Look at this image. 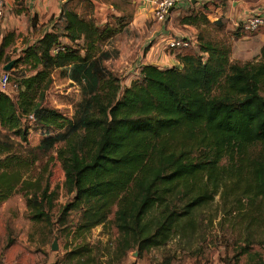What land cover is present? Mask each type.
Masks as SVG:
<instances>
[{
  "label": "trees",
  "instance_id": "obj_1",
  "mask_svg": "<svg viewBox=\"0 0 264 264\" xmlns=\"http://www.w3.org/2000/svg\"><path fill=\"white\" fill-rule=\"evenodd\" d=\"M75 1L88 10L78 11ZM94 8L91 0H69L58 18L41 26L36 17L31 21L39 36L26 42L13 67L26 70L12 79L17 89L0 92V204L20 190L31 220L54 223L57 191L45 183V171L29 175L37 156L24 145V124L34 120L45 131L66 129L46 142H64L58 155L72 199L56 222L83 238L68 253L70 261L93 262L87 235L106 225L115 207L122 257L197 233V214L220 196L221 222L239 228V250L228 261L237 263L264 243V45L259 60H233L231 45L211 34L206 4L181 19L199 27L198 47L179 55L181 66L145 64L124 86L103 65L104 44L123 30L122 18L101 30L91 18ZM16 37H4L0 61ZM70 66L89 94L77 120L45 105L53 71ZM74 212L79 216L72 222ZM253 257L264 264L261 254Z\"/></svg>",
  "mask_w": 264,
  "mask_h": 264
},
{
  "label": "rangeland",
  "instance_id": "obj_2",
  "mask_svg": "<svg viewBox=\"0 0 264 264\" xmlns=\"http://www.w3.org/2000/svg\"><path fill=\"white\" fill-rule=\"evenodd\" d=\"M26 1L23 0L22 3ZM106 1L119 2L121 7L127 9V12L120 22L123 30L104 44L107 54L103 53L105 57L103 65L106 69L119 74L122 84L128 86L129 77L132 76L133 59L137 55L141 57L147 50V44L144 45L141 41L149 35L148 31L144 29L145 25L150 26L151 23L147 21L143 23L142 27H140V23L139 27L135 24L131 25V22L136 18L133 6L139 5V0H137L138 3H132V0ZM211 2L208 4L203 0V3L209 7H215ZM77 3L75 1L74 6ZM255 7L263 8L264 11V0H257ZM77 8L88 10L89 6L86 3H78ZM91 18L93 19L92 16ZM111 23L117 25L114 18L111 19ZM261 32L264 33V25L257 34ZM211 34L216 40L223 41L228 45L232 43L231 33H226L224 28L221 33L211 31ZM38 36L39 33L33 29L17 34L15 43L6 48L4 62L8 58L17 59L22 54L26 42H33ZM127 37H135L138 42H141L139 46L129 47L130 56L126 53L123 45ZM245 44L248 45V43ZM258 48L259 44H255L250 60L258 58L256 56ZM24 70H26V66L22 64L12 69L13 74H16L17 77L23 74ZM72 72V66L53 71V83L47 91L45 105L57 108L70 119L77 120L84 109L89 94L85 84L72 78ZM31 73L26 71V74ZM24 126L28 135V142H24V145L35 148L34 153L37 156L29 175L36 177L45 171V183L47 182L51 189H55L58 193L51 211L54 223L45 224L31 220L26 199L20 190L0 204V264H77L75 260L68 259V253L83 238L76 237L74 228L71 234L62 231L61 225L56 222L62 207L72 199L71 193L64 188L65 170L63 161L58 155V150L64 142L58 140L53 147H50L46 142L48 138L54 137L66 129L60 130L53 127L49 131H45L34 120H28ZM14 138L16 141L21 140L19 136H14ZM116 210L117 207L114 208L106 225L94 228L87 235V241L95 246L94 260L91 264H228V261L239 250L237 239L239 231L235 232L239 228L234 227L229 219L221 222L223 216L220 196L216 197L213 204L200 210L197 214L200 222L197 233L176 237L170 240L167 245L154 247L144 252H139L137 248L132 249L122 257L117 250L121 234L115 223ZM78 216V213L74 212L71 216L72 222L77 221ZM56 239L59 248L53 250L52 245Z\"/></svg>",
  "mask_w": 264,
  "mask_h": 264
},
{
  "label": "crops",
  "instance_id": "obj_3",
  "mask_svg": "<svg viewBox=\"0 0 264 264\" xmlns=\"http://www.w3.org/2000/svg\"><path fill=\"white\" fill-rule=\"evenodd\" d=\"M69 0H27L24 5H21L18 0H6V13L5 18L0 23V47L3 43L4 37L15 32L19 34L21 32H27L32 30L31 21L36 17L38 19L39 26L49 22L54 17H59L62 12L63 6ZM94 4V13L92 14L98 28L104 30L111 19L114 16L124 18L126 16L127 9L121 7L119 2L106 0H91ZM159 0H139V5L133 6L135 9L136 18L131 22V25H137L142 27L143 23L150 22L151 25H145V31H148L147 37L141 42L147 44V50L141 57L137 55L132 61L131 73L129 77L130 81L128 86L139 75L141 67L145 64H154L160 68H169L172 66H181L179 55H184L187 50L182 49L179 51H171L168 49L166 43L172 36L184 35L197 37L199 33V27L192 24L182 23L181 19L192 13L193 11H199L203 5L208 2L214 3L216 0H198L193 5L187 3H180L174 9L171 10L169 16L165 21H160L155 18L154 10ZM257 0H226L224 4L210 8L208 17L213 23L211 30L214 32H223L224 30L231 33V48L232 59L240 61L242 63L249 61H256L261 58V49L264 45V33H258L257 31L246 32L239 26L248 18L257 13H264L263 8L256 6ZM218 2V1H217ZM132 3H138L137 0H132ZM79 8H77L78 10ZM78 11H82L79 9ZM257 38V39H256ZM141 42L137 41L135 37H127L124 42L125 51L129 55V47L140 45ZM15 43V42H14ZM13 43V44H14ZM245 43H248L245 44ZM11 44V45H13ZM255 44H259L258 58L256 60H250ZM130 56V55H129ZM4 59V58H3ZM6 61H0V66L5 67ZM4 203V202H3ZM257 252L262 255L264 259V251L262 246L255 244L249 252L240 256L237 263L234 264H259L260 258L253 257ZM216 264V263H215Z\"/></svg>",
  "mask_w": 264,
  "mask_h": 264
},
{
  "label": "built area",
  "instance_id": "obj_4",
  "mask_svg": "<svg viewBox=\"0 0 264 264\" xmlns=\"http://www.w3.org/2000/svg\"><path fill=\"white\" fill-rule=\"evenodd\" d=\"M194 0H159L155 10V18L160 21H165L169 16L172 9H174L180 3H187L190 5ZM23 2V0H20ZM6 13V0H0V23L5 18ZM264 25V13H257L244 21L239 27L246 32L257 31ZM167 47L171 51H179L191 47H198V42L194 36H172L166 43ZM14 74L13 71H6L3 66H0V92H8L11 85H14L15 89L18 88L16 84H13ZM262 250L264 251V243L262 244Z\"/></svg>",
  "mask_w": 264,
  "mask_h": 264
},
{
  "label": "water",
  "instance_id": "obj_5",
  "mask_svg": "<svg viewBox=\"0 0 264 264\" xmlns=\"http://www.w3.org/2000/svg\"><path fill=\"white\" fill-rule=\"evenodd\" d=\"M193 3H196V0L193 1ZM14 64H15V60H12L10 61L9 63H7L4 67V69L6 71H11L14 67ZM59 248L58 246V242H57V239L54 241L53 245H52V249L53 250H57Z\"/></svg>",
  "mask_w": 264,
  "mask_h": 264
}]
</instances>
